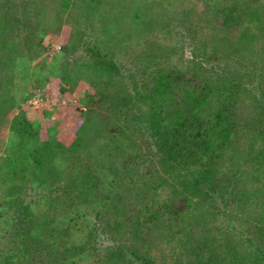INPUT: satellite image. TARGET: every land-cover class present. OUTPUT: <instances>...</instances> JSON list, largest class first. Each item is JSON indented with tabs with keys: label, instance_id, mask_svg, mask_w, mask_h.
Segmentation results:
<instances>
[{
	"label": "rangeland",
	"instance_id": "1",
	"mask_svg": "<svg viewBox=\"0 0 264 264\" xmlns=\"http://www.w3.org/2000/svg\"><path fill=\"white\" fill-rule=\"evenodd\" d=\"M61 1L0 0V41L5 43V48L0 47V56H10L4 69L0 67L6 75L0 83V163L24 118L32 120L39 139H49L54 144H70L77 138L80 124L85 126L83 133L90 134L84 149L89 154V164L95 173L101 169L110 178L107 196L104 195L109 202L108 213L98 216L99 208L105 206L100 199L88 207L69 205L71 198L56 201V193L45 194V189L35 191V187L30 188L36 196L28 211L32 220L36 216L40 223L47 219L59 224L57 232L64 229L68 242L82 244L87 240L85 251L77 250L73 257L67 253V261L91 264L114 243L111 224L118 217V208L138 212L144 203H159L172 191L169 184L160 185L157 190L148 186L143 200L136 196L138 185L157 179L155 161L142 160L143 155L136 157V148L147 149L146 135L141 138L136 126V110L148 113L161 109L157 94L148 97L157 92L155 77L167 71L185 72L195 66L201 68L202 78L213 68L221 72L226 65L229 72H234V64L240 59L238 51L242 50L252 69L243 81L247 80L245 86L251 83L260 98V87L256 85L259 83L264 89V5L251 7V14L241 17L242 21L234 19L226 30H221L218 26L223 22L214 6L218 0H71L67 7ZM256 10L262 11L261 18L251 16ZM220 33H224V38H219ZM243 38L247 42H241ZM240 127L239 136L235 137L239 141L236 152L244 156L246 176L254 175L257 169L264 173V155L254 153V127L250 135L251 126ZM41 152L44 154V149ZM127 152L132 154L130 161L125 160ZM28 164H24L26 170L31 168ZM113 164L119 166L114 169ZM54 175L47 176L48 183L54 181ZM67 179L62 175L53 187H65ZM259 194L264 201L263 192ZM1 196L2 193L0 232L6 225L5 214L10 212L9 199ZM222 199L216 196L217 226L230 206ZM203 206L212 205L205 201L201 209ZM78 210H82L83 220L77 217L72 221L70 216L80 215ZM188 211L192 212L191 208L182 211L185 219L181 220L191 218ZM196 211L197 208L193 216ZM259 212L262 210L256 211L254 222L264 226V212ZM169 216L171 219L164 216L166 227L176 224L175 218ZM250 235L255 236L254 232ZM28 236L46 240L53 234L35 226Z\"/></svg>",
	"mask_w": 264,
	"mask_h": 264
},
{
	"label": "trees",
	"instance_id": "2",
	"mask_svg": "<svg viewBox=\"0 0 264 264\" xmlns=\"http://www.w3.org/2000/svg\"><path fill=\"white\" fill-rule=\"evenodd\" d=\"M70 3L71 0L61 1L63 7ZM257 5H264V0H218L214 6L223 22L218 27L226 30L234 19L242 21L240 18L251 14V7ZM253 13L251 16L261 18L262 11ZM219 38H224V33H220ZM245 39L241 42H247ZM4 44L0 41L2 49ZM238 53L240 59L234 64V72H229L226 65L221 67V72L213 68L202 78L201 68L195 66L185 72L167 71L155 77L157 92L149 93L148 97L157 94L161 109L154 108L148 113L144 109H140L141 113L136 110L139 136L142 138L144 134L147 138V149L136 148V157L143 155L142 160L155 161L153 164L157 166L153 168L157 179L151 184L145 181L138 185L136 196L143 200L148 186L157 190L160 185L169 184L172 191L159 203H144L138 212L122 210L126 200L122 202L118 208L122 212L117 209L118 217L111 224L114 243L91 264H264V226L254 222L256 211L264 212V201L259 194L263 192L264 195V173L257 169L254 175L246 176L243 168L246 162L244 156L236 152L239 141L235 138L242 129L240 125L251 126L248 135L254 127L251 134L256 140L254 153L263 157L264 89L259 83L256 85L262 95L257 98L251 83L245 86L247 80L243 81V77L250 76L252 69L245 60L246 54L242 50ZM9 59L8 53L0 56V67L4 69ZM0 75L1 83L6 75L2 72ZM84 128L80 124L77 138L70 144L63 141L54 144L49 139L37 137L32 120H22L0 163V193L1 197L9 199L10 210L3 221L5 228L0 232V264H75L67 261L68 255L73 257V252L85 251L87 240L82 244L68 242L64 239V229L57 232L59 224L47 219L40 223L36 216L32 220L28 211L36 196L30 188L35 187V191L45 189V194L56 193V201L71 198L69 205L76 203L88 207L96 198L100 199L105 206L99 208L98 216L108 213L105 190L110 178L101 169L95 173L89 164V154L84 149L88 147L90 134H84ZM129 153L125 160L130 161L132 154ZM25 162L31 164L30 169L26 170ZM113 166L116 169L119 165ZM52 173L56 178L48 183L47 176ZM62 175L69 179L68 184L65 187L58 184L59 188H54V182ZM216 196L223 198L225 205L230 203L219 226ZM205 201L213 207L201 209ZM254 206L255 211L252 210ZM188 208L192 212L197 208L195 215L188 211L191 218L181 220L185 219L182 211ZM77 212L81 216H70L72 221L77 217L83 220L82 210ZM168 213L175 218L176 224L166 227L164 216L170 218ZM35 226L53 237L31 238L28 235ZM253 232L254 237L250 235Z\"/></svg>",
	"mask_w": 264,
	"mask_h": 264
}]
</instances>
